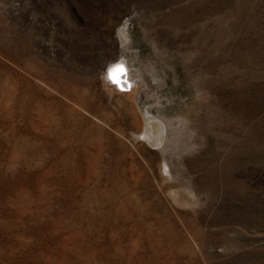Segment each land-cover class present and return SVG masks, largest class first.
I'll return each mask as SVG.
<instances>
[{"label":"rangeland","instance_id":"rangeland-1","mask_svg":"<svg viewBox=\"0 0 264 264\" xmlns=\"http://www.w3.org/2000/svg\"><path fill=\"white\" fill-rule=\"evenodd\" d=\"M0 264H264V0H0Z\"/></svg>","mask_w":264,"mask_h":264},{"label":"bare ground","instance_id":"bare-ground-1","mask_svg":"<svg viewBox=\"0 0 264 264\" xmlns=\"http://www.w3.org/2000/svg\"><path fill=\"white\" fill-rule=\"evenodd\" d=\"M122 34H124V28H122V29L120 28V30L118 31V35L121 37L122 41L126 40L125 34L124 35H122ZM127 67L128 66L126 65L125 60L123 58L113 60L108 65V68L104 71L103 77H104L105 84L107 85V87L112 89V91L113 90H118V91H122V92L128 91L129 96H132L133 93H135V82L132 79L133 77H130L129 75L125 76L124 74H122L123 71L127 70ZM129 74H130V72H129ZM107 75H108V77H107ZM141 132L143 134V139L145 141H147L148 143H150L154 148L158 149L159 147H161L159 145L161 144L162 140L164 139L163 125L162 124L161 125H159V123L157 124L149 116H147L144 120V129ZM166 144H167V142H166ZM161 149L162 148H160V150ZM165 150H166V148H165ZM161 151L163 153V150H161Z\"/></svg>","mask_w":264,"mask_h":264},{"label":"water","instance_id":"water-1","mask_svg":"<svg viewBox=\"0 0 264 264\" xmlns=\"http://www.w3.org/2000/svg\"><path fill=\"white\" fill-rule=\"evenodd\" d=\"M125 69H126V68H125ZM122 71H123V70H122ZM122 71H121V72H122ZM122 74H124L125 76H126V75H129L128 68H127V70L123 71V73H122ZM107 77H108V75H107Z\"/></svg>","mask_w":264,"mask_h":264}]
</instances>
